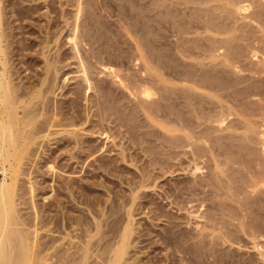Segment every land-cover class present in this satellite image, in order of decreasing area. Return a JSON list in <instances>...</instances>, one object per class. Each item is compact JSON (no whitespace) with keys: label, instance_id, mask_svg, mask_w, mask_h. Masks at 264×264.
<instances>
[{"label":"rangeland","instance_id":"374dc122","mask_svg":"<svg viewBox=\"0 0 264 264\" xmlns=\"http://www.w3.org/2000/svg\"><path fill=\"white\" fill-rule=\"evenodd\" d=\"M129 1L0 0V85L22 97L15 126L0 101L6 217L30 264H105L129 228L122 264H264V18Z\"/></svg>","mask_w":264,"mask_h":264},{"label":"bare ground","instance_id":"6f19581e","mask_svg":"<svg viewBox=\"0 0 264 264\" xmlns=\"http://www.w3.org/2000/svg\"><path fill=\"white\" fill-rule=\"evenodd\" d=\"M85 1V0H84ZM129 1V0H128ZM131 1V0H130ZM129 1V2H130ZM134 1V0H133ZM159 1H161L162 2V4H163V1H168V2H172L173 4H176V6L177 5H189L190 4V2H191V0H159ZM264 2V0H197V2H194V3H197V4H199V5H203V7L204 6H208V7H213L214 8V12L216 13V12H219V11H221V12H219V14L221 13L222 14V12H227L228 11V13L230 14H232L233 15V13H235V14H243V13H246L249 9H250V6H252V5H254V7L253 8H251L252 9V14H250V16H248L247 18H252L253 20H254V18L255 19H257L258 21L259 20H261L260 22H262V20H263V18H264V13H263V10H261L262 9V3L261 2ZM70 3V2H69ZM131 3V2H130ZM189 3V4H188ZM193 3V2H192ZM247 3H249L248 5H247ZM84 4V3H83ZM162 4H160L161 6H160V9H159V11H158V18H159V20L157 21L158 22V24H159V22H160V20L161 21H163V22H165V23H167L168 22V18L170 19H172V23L176 26V32L177 33H179V34H181V35H183V34H188V35H190L189 33H188V30L186 31L185 29H184V25L180 22V20L178 21V20H176V14L178 13V8L177 9H173V7L175 6H173V5H171V6H173L172 7V10H168V11H166L167 9H165V10H163L162 11V6H165V5H162ZM252 4V5H251ZM256 4V5H255ZM264 4V3H263ZM169 5V4H168ZM195 5V4H194ZM193 5V6H194ZM123 6V5H122ZM196 6V5H195ZM198 6V5H197ZM195 7V8H198V7ZM82 7V6H81ZM120 7H121V5H120ZM179 7V6H178ZM211 7H210V9H211ZM104 8V7H103ZM162 8V9H161ZM194 8V7H193ZM205 8H207V7H205ZM212 8V9H213ZM258 9L257 11H253V9ZM264 8V7H263ZM2 9H3V7H2ZM2 9H1V6H0V34H1V31L3 30V29H5V28H3L4 26H5V24H4V14L3 13H5L4 11H2ZM114 9V8H113ZM119 9H121V8H119ZM124 9V8H123ZM135 9H137V10H139V8H138V6L136 7V6H132V11L134 12H136L137 10H135ZM168 9H171V8H168ZM211 9V10H212ZM3 10H5V9H3ZM192 10H194V9H192ZM198 10V9H197ZM201 10V9H200ZM206 10H208V8L206 9ZM25 11V10H24ZM121 11H122V9H121ZM124 11V10H123ZM15 12V11H14ZM209 12V11H208ZM249 12V11H248ZM247 12V13H248ZM138 13H139V11H138ZM150 13V12H149ZM176 13V14H175ZM193 13H195V12H193ZM123 14V13H122ZM213 14V13H212ZM234 14V15H235ZM119 15V14H118ZM145 15V14H144ZM151 15V14H150ZM178 15V14H177ZM188 15V14H187ZM191 15H192V13H191ZM199 15V14H198ZM202 15V14H201ZM227 15V14H226ZM18 16V15H17ZM141 16V15H140ZM154 16V15H153ZM207 16V15H206ZM212 17H213V15H211ZM228 16H230V15H228ZM228 16H226V17H228ZM20 17V16H19ZM91 17V16H90ZM142 17V16H141ZM145 17H147V16H145ZM155 17V16H154ZM184 17V16H183ZM216 18H218L217 17V15L215 16ZM215 17L212 19L211 18V21H213V22H211L210 21V19L206 22V24L204 25V27L202 28V30L206 33V34H208V33H210V34H213V32L214 33H217V34H226V33H229V32H231L229 29H227V27L226 28H223V27H225V26H223V27H221V26H218L217 24H216V22H214V19H215ZM144 18V17H143ZM148 18V17H147ZM203 18H205V16L203 17ZM208 18V17H207ZM221 18H222V16H221ZM220 18V19H221ZM224 18V17H223ZM170 19V20H171ZM174 19V20H173ZM181 19V18H180ZM185 19V18H184ZM192 19H194V18H189V20H192ZM206 19V18H205ZM145 20H147V19H145ZM149 20V19H148ZM154 20V19H153ZM223 20V19H222ZM142 21V20H141ZM175 21V22H174ZM215 21H217V20H215ZM225 21V20H224ZM87 22V21H86ZM163 22H160V23H163ZM170 22V21H169ZM183 22V21H182ZM190 23H192L191 21H189ZM211 22V23H210ZM256 22V21H255ZM7 23H9V22H7ZM50 23V22H49ZM138 23V22H137ZM143 23H145V21H143ZM185 23V22H184ZM172 24V25H173ZM7 25V24H6ZM134 25V24H133ZM132 25V26H133ZM136 25V24H135ZM164 26H165V24H163ZM183 25V26H182ZM189 25V24H188ZM192 25V24H191ZM220 25V24H219ZM264 25V24H263ZM70 26V25H69ZM99 26V25H98ZM131 26V25H130ZM129 26V27H130ZM158 26H160V25H158ZM157 26V27H158ZM166 26H167V24H166ZM14 27V26H13ZM128 27V28H129ZM170 27V26H169ZM173 28H174V26H172ZM71 28H72V26H71ZM127 28V27H126ZM134 28V27H133ZM163 28V27H162ZM162 28H161V30H162ZM167 28V27H166ZM191 28V27H190ZM201 28V27H200ZM198 29V30H201V29ZM121 29V28H120ZM175 29V28H174ZM197 29V28H196ZM231 29V28H230ZM160 30V29H159ZM165 30V29H164ZM201 30V31H202ZM132 32V31H131ZM133 32H136V31H133ZM193 32V31H192ZM136 33H138V32H136ZM146 33V32H145ZM169 33V32H168ZM172 33V32H171ZM196 33V32H195ZM204 33V34H205ZM5 34V33H4ZM14 34V33H13ZM16 35V34H15ZM132 35V34H131ZM187 35V36H188ZM201 35V34H200ZM6 36V35H5ZM133 36V35H132ZM176 36V35H175ZM180 36V35H179ZM184 36V35H183ZM211 36V35H210ZM12 37V36H11ZM140 37V36H139ZM196 37V36H195ZM6 38V37H5ZM147 38H148V35H147ZM181 38V37H180ZM3 39H4V37H0V51H1V45H2V43L4 42L3 41ZM182 39V38H181ZM185 39V38H184ZM197 39V38H196ZM17 40V39H16ZM147 40V39H146ZM190 40V39H189ZM193 40V39H192ZM203 40V39H202ZM208 40V39H207ZM73 41V40H72ZM148 41V40H147ZM147 41H145V42H147ZM183 41V40H182ZM181 41V42H182ZM185 41L187 42V39H185ZM209 41H211V40H209ZM138 42V41H137ZM141 42H142V40H141ZM149 42V41H148ZM189 42V41H188ZM183 43V42H182ZM193 43V42H192ZM196 43V42H195ZM198 43V42H197ZM211 43V42H210ZM214 43V42H213ZM186 44V43H185ZM201 44V43H200ZM29 45V44H28ZM176 45V44H175ZM179 45H181L182 46V44H179ZM25 46H27V45H25ZM6 47V46H5ZM142 47V46H141ZM199 47H201V49H202V47L203 46H199ZM27 48V47H26ZM175 48V47H174ZM177 48V47H176ZM197 48H198V46H197ZM206 48V47H205ZM209 48H210V46H209ZM59 49V48H58ZM182 49H184L183 47H182ZM211 49H213V48H211ZM145 50V49H144ZM185 50V49H184ZM188 50V49H187ZM204 50H206V49H204ZM203 50V51H204ZM6 52V51H5ZM186 53V55L185 54H183L184 56H190V58L192 57L191 55L193 54V56H196V55H194V53H191V52H187V51H182V53ZM212 52V51H211ZM0 53H3V51H1ZM16 54V53H15ZM163 55V54H162ZM206 55V54H205ZM5 56V55H4ZM23 56V55H22ZM165 56V55H164ZM208 56V55H207ZM218 56V55H217ZM161 59V58H160ZM163 61V60H162ZM22 63V62H21ZM199 63V62H198ZM188 66V65H187ZM52 67V66H51ZM48 71V70H47ZM204 71V70H203ZM195 72V71H194ZM21 73V72H20ZM209 73V72H208ZM200 74V73H199ZM202 74V73H201ZM210 74V73H209ZM47 75V74H46ZM49 75V74H48ZM55 75V74H54ZM11 76V75H10ZM57 76V75H56ZM183 76V75H182ZM187 76V75H186ZM186 76H184V77H186ZM194 76V75H193ZM209 76H211V75H209ZM215 76V75H214ZM12 77V76H11ZM203 77V76H202ZM213 77V76H212ZM191 78V77H190ZM195 77H193V79H194ZM205 78V80H207L208 81V75H207V77H204ZM204 78H202L203 79V81H204V84H205V80H204ZM195 79H197V78H195ZM198 79H200L199 77H198ZM201 79V80H202ZM211 80H212V78H211ZM48 81V80H47ZM192 81V80H191ZM11 82H13V80H5V82L3 83H1V85H0V91H3V93H4V95H3V97H0L1 99H0V101L1 102H4V103H7L10 107H11V110H12V113H11V111L8 113V117L11 119V122H12V125H14L15 126V124L17 123V121H16V118H15V111H16V108H14L13 106H15V104L17 103V101H16V99L17 98H22L21 96H19L18 95V97L16 98L15 97V88H13V86H12V84H11ZM200 82H202V81H200ZM199 82V83H200ZM193 83V82H192ZM194 83H197V82H194ZM208 83H209V81H208ZM195 85V84H194ZM210 86V85H209ZM215 86V85H214ZM195 87V86H194ZM25 88V87H24ZM202 88V87H201ZM25 90V89H24ZM45 90V89H44ZM189 90V89H188ZM206 90V89H205ZM213 90V89H212ZM217 91V90H216ZM214 92V91H213ZM207 93V92H206ZM38 94V93H37ZM176 94V93H175ZM189 95V94H188ZM16 96H17V94H16ZM192 96V95H191ZM190 96V97H191ZM34 98V97H33ZM180 99V98H179ZM20 100V99H19ZM30 102V101H29ZM23 104V103H22ZM21 104V105H22ZM38 104V103H37ZM188 104H190V103H188ZM44 105V104H43ZM208 105V104H207ZM13 107V108H12ZM158 107V106H157ZM194 107V106H193ZM185 108V107H184ZM190 108V107H189ZM18 109V108H17ZM33 109V108H32ZM179 109V108H178ZM191 111V110H190ZM204 111V110H203ZM34 112V111H33ZM24 113V112H23ZM35 113H37L36 111H35ZM175 113V112H174ZM189 113V112H188ZM198 113V112H197ZM192 114V113H191ZM26 115H27V113H26ZM26 115H24V117L26 116ZM34 116V115H33ZM36 116V115H35ZM34 116V117H35ZM197 116V115H196ZM32 117V116H31ZM30 117V118H31ZM200 118V117H199ZM32 119H34V118H32ZM31 119V120H32ZM37 119V118H36ZM26 120V119H25ZM25 120H24V122H25ZM29 120V119H28ZM193 120H195V119H193ZM27 122V121H26ZM206 122V121H205ZM19 123V122H18ZM29 123V122H28ZM187 124V123H186ZM203 124V123H202ZM177 125H178V123H177ZM177 125H176V127H177ZM175 126V125H174ZM181 126H182V124H181ZM192 126V125H191ZM183 127V126H182ZM191 128H193V127H191ZM8 129H10V128H8V127H6V126H0V133H1V137H2V139L5 137V138H7L6 136H8V135H6V134H8L7 133V131H8ZM13 129V128H12ZM193 130V129H192ZM264 130V129H263ZM20 132V131H19ZM188 132H189V129H188ZM193 132V131H192ZM15 134V133H14ZM190 134V133H189ZM17 135H18V133H17ZM16 135V136H17ZM187 136V135H186ZM192 136V135H191ZM191 136H189L188 135V139L189 138H191ZM194 136V135H193ZM192 136V137H193ZM0 137V138H1ZM185 136H183V138H184ZM202 137V136H201ZM13 138H14V135H13ZM203 139V138H202ZM4 140V139H3ZM19 141H20V139H19ZM18 141V145H19V142ZM2 142V141H1ZM7 142V144L10 146V148L11 149H15V145L17 144V138L15 137L14 139H11L10 141L8 140H6L5 141V143ZM178 142V141H177ZM182 142V141H181ZM188 142H190V140H188ZM179 143V142H178ZM191 143V142H190ZM188 144V143H187ZM198 144V143H197ZM18 145H16V147L18 146ZM180 146V145H179ZM184 146V145H183ZM4 147V146H3ZM14 147V148H13ZM184 147H186V146H184ZM5 151H8V150H5ZM14 151V150H13ZM3 152V151H2ZM0 153V163L2 164V160L5 158V156H4V153ZM9 152V151H8ZM7 152V153H8ZM200 153V152H199ZM9 156H11V154L9 153ZM7 158H9L8 156H7ZM12 158V157H11ZM0 164V175H2V180H1V182H0V231H3L4 233L1 235V237H0V264H30V259H31V256H30V254H29V245L27 244V236H26V233L24 232V231H22L20 228H19V222L15 219V218H13V216H12V212H11V214H10V216H7L6 217V214L8 213L7 212V206H6V198L8 197H6V195L8 194V190H9V187H8V176H7V172H6V169H3V165H1ZM1 166H3L2 168H1ZM146 179V178H145ZM146 184V183H145ZM12 216V217H11ZM125 232V231H124ZM132 236V230L129 228V229H126V235H124V237H123V243L121 244V246L118 248V250H117V252L115 251V257L114 256H112V257H114L113 259L111 258V260L107 263H105V264H122V261L124 260V257L126 256V254H127V248H128V246H129V240H130V237ZM17 240L18 241V244H17V246H16V248H19L18 250H20V252L22 253V255H21V257L19 258L18 256L16 257V258H14L13 256H12V253H13V250H12V248H14V245L16 244L15 242H13V241H15V240ZM166 239V238H165ZM204 241V240H203ZM14 244V245H13ZM131 244V243H130ZM12 245H13V247H12ZM199 250V249H198ZM12 251V252H11ZM87 251V250H86ZM205 251V250H204ZM15 253H16V251H15ZM14 253V254H15ZM17 253L19 254V252L17 251ZM84 255V254H83ZM90 255V254H89ZM16 256V255H15ZM71 257V256H70ZM89 259V258H88ZM88 259H87V255L85 254L84 255V259L82 260V263L81 264H87V262H88ZM110 259V258H109ZM108 259V260H109ZM202 259V258H201ZM204 259V258H203ZM106 260V259H105ZM78 261H80V260H78ZM87 261V262H86ZM90 261V260H89ZM91 262V261H90Z\"/></svg>","mask_w":264,"mask_h":264}]
</instances>
